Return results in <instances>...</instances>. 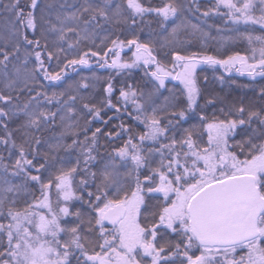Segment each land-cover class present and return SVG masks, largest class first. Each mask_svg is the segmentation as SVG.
Here are the masks:
<instances>
[{
  "label": "snow or ice",
  "instance_id": "snow-or-ice-1",
  "mask_svg": "<svg viewBox=\"0 0 264 264\" xmlns=\"http://www.w3.org/2000/svg\"><path fill=\"white\" fill-rule=\"evenodd\" d=\"M184 8L176 0L3 3L10 18L0 33V264H264V86L259 107L225 104L199 74L218 66L264 78V36L239 33L246 54H185L191 40L182 34L203 46L209 33L181 18ZM193 8L264 30V0H215L203 11L192 0ZM153 15L166 34L142 38ZM117 25L127 35L110 31ZM93 60L108 77L68 81L69 70ZM133 70L150 89L122 82L114 101L111 73ZM101 80L102 93L82 91ZM106 111L114 116L104 119ZM125 114L130 123L104 131ZM97 121L104 127L93 130Z\"/></svg>",
  "mask_w": 264,
  "mask_h": 264
},
{
  "label": "trees",
  "instance_id": "trees-1",
  "mask_svg": "<svg viewBox=\"0 0 264 264\" xmlns=\"http://www.w3.org/2000/svg\"><path fill=\"white\" fill-rule=\"evenodd\" d=\"M4 2H7V0H0V33H2L5 30L7 21L10 18L8 13H5L4 11H2V5ZM96 2H99V0H96ZM122 2L123 0H113V5H115L116 3H122ZM143 2L146 4L150 3L151 6L155 7V6H162V4L166 2V0H143ZM176 2L185 5L181 18H186L194 24H200V26L209 33V37L205 39V44L203 46L200 42L199 37L191 38V37H188L182 34L181 39L191 40V43L185 45L183 49L185 54L190 53V52H197L200 54H211L219 58H224L227 55H231L235 52L247 53L249 51V46L247 44V41L242 38H239L238 34L239 33H245V34L250 33L253 36H257V35L264 36V30H261L260 27L257 25H246L243 23L233 24L231 21L227 19V17L218 16V15H211L208 18H204L201 16V13L196 12L194 8L192 9V11L188 10L192 6V0H176ZM195 2L196 4L200 6L201 11L207 9L208 7H212L215 4V0H195ZM220 11L226 12L227 9H224L223 7H221ZM146 20H150L151 24L142 25V27L144 28V34L142 35V38H144V36L149 32L153 33V35L156 38H159L160 36H163L166 34L164 33L162 29H160L157 17H155L154 15L148 16L146 17ZM174 23H180V18H177L174 21L167 22L166 27L168 28V30H171V28L174 26ZM209 25H211V27H209ZM121 30H123V35H127L126 27L123 25H117L114 27H110V31L113 33H119ZM29 36L31 37V33H29ZM97 43H99V40H97ZM86 47H87L86 45H81L82 49H86ZM129 54H125V55L130 56ZM94 63H95V60H94ZM52 64L55 65V61H53ZM203 71L206 73L204 75H207L209 78L208 84H207L208 87L206 86L209 90L212 89V87L210 88V84L214 87V89H220L221 91L224 89L230 90V84H231L232 87H234L233 89H237L240 92V94L245 91L246 92L251 91L252 93L251 96L253 97L251 98V102L253 103H255V98H258L257 93L259 91V88L261 86H264V82H262L261 80H259L260 82L259 81H248L246 83L243 80L237 79L234 77H230L229 79L221 70H218V69H215V70L203 69ZM202 72H200L199 74L201 75V81L203 82ZM93 74L106 78L109 76L110 72L108 69L99 68L98 65L95 63V64H92L90 68L78 69L76 72H72L71 70H69L67 79L69 82H73V81L79 80L81 76H92ZM111 74L114 77L113 82L116 85V92H115V95L113 96L114 101L116 97L119 96V88L122 82L132 83L145 92H147L150 89V85L143 78V72L139 70H133L131 75H128L127 73H125V74L117 76L115 72H112ZM217 76H223L224 83H221L220 81H218L216 79ZM232 81H235V83H232ZM104 83L105 81L101 80L96 83V87L94 89L82 90V91L102 93V88H103ZM245 85H248V87H244ZM167 86L168 88H178L179 84H176L174 82H168ZM49 90L51 91L52 89H49ZM55 90L59 91L60 89L57 88ZM161 92H162V95L160 99L157 101V103L162 102L163 97L169 95L167 88L162 89ZM215 94L223 98V101L225 104H230V102L232 103V101L228 100L229 96H226L225 94L222 95L220 93H215ZM237 98L239 97L236 96L233 102H239ZM201 104H203V100H201ZM255 104L261 105V101L259 102L256 101ZM221 106L222 105L220 103H217L214 107L209 106L211 107V109L209 110V108H207V113L209 115H211L213 112L218 113V110ZM129 111H131V105H129ZM108 116H114V112L106 111L103 114L104 119H107ZM121 120H123L125 123L131 122L125 114L121 116L120 119L113 118V120L107 127H104L100 121H97L95 124L92 125V129L94 130L95 127H104V131H108L109 129L115 130L114 126L120 124ZM142 130H143V126L140 125L137 131H142ZM126 138L127 137L125 136L124 139ZM67 142L70 143L71 142L70 139H68ZM101 143H104L103 138L101 139ZM117 143L118 144L122 143V140L117 141ZM3 155L7 157V152H4ZM10 178L13 180V182H17V178H14V177H10ZM73 264H75V260Z\"/></svg>",
  "mask_w": 264,
  "mask_h": 264
},
{
  "label": "rangeland",
  "instance_id": "rangeland-1",
  "mask_svg": "<svg viewBox=\"0 0 264 264\" xmlns=\"http://www.w3.org/2000/svg\"><path fill=\"white\" fill-rule=\"evenodd\" d=\"M258 15V14H257ZM257 26H259V25H257ZM128 52V53H127ZM130 53V54H129ZM125 54H129L130 56H128V55H125ZM241 54H246V53H241ZM121 57L123 58V59H128V58H130L131 57V52L130 51H128L126 48L121 52ZM96 63V62H95ZM94 63V60H93V62H92V64H95ZM203 69H211V68H208L207 66H203ZM216 69H218V70H221L225 75H228V76H230V77H234V78H237V79H241V80H243L244 82H248V81H253V80H251L249 77H247L246 75L245 76H240V75H238L234 70H233V72L231 73V74H228V73H225L224 72V70L223 69H221V68H219L218 66H217V68ZM203 73V74H202ZM201 74H202V76H204V74H206L204 71L202 72ZM201 76V75H200ZM259 80H261L262 82H264L263 80H264V78H260V77H257L256 78V80L255 81H259ZM168 82H174V83H176V84H178V82L177 81H171V80H168V81H166V84L168 83ZM260 82V81H259ZM207 86V85H206ZM208 87V86H207ZM212 87V89H210L211 91H213L214 93H220V94H222V95H226V96H230V101H232L233 102V100L236 98V96L237 97H239V98H237L239 101L240 100H243L245 103H249V102H251V98H253L252 96H251V91L250 92H242L241 94H240V92L237 90V89H233L234 87H232V85L230 84V90L229 89H224V90H220V89H214V87L210 84V88ZM229 92H230V94H229ZM238 94H240V95H238ZM229 100V99H228ZM256 101H260L259 100V98H255V103H256ZM231 103V102H230ZM256 106L257 107H259L260 105H257L256 104ZM209 108V110L211 109V107H208ZM206 138V137H205ZM73 262H74V259H73Z\"/></svg>",
  "mask_w": 264,
  "mask_h": 264
},
{
  "label": "flooded vegetation",
  "instance_id": "flooded-vegetation-1",
  "mask_svg": "<svg viewBox=\"0 0 264 264\" xmlns=\"http://www.w3.org/2000/svg\"><path fill=\"white\" fill-rule=\"evenodd\" d=\"M229 79H230V76H228V75H226ZM229 94H230V92H229ZM229 100H230V96H229Z\"/></svg>",
  "mask_w": 264,
  "mask_h": 264
}]
</instances>
